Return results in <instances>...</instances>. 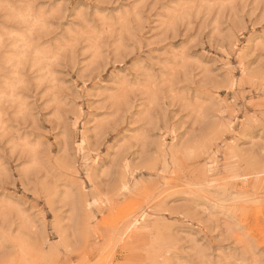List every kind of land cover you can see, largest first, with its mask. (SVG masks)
<instances>
[{"label":"clouds","instance_id":"obj_1","mask_svg":"<svg viewBox=\"0 0 264 264\" xmlns=\"http://www.w3.org/2000/svg\"><path fill=\"white\" fill-rule=\"evenodd\" d=\"M55 2L0 0V180L5 159L26 160L24 171L30 174L51 166V145L44 142L50 133H40L35 114L38 100L69 129L86 115L91 134L95 99L87 85L97 70L117 65L108 82L99 84L102 106L115 112L114 119L136 109L154 126L166 123L161 119L166 110L179 106L187 114V138L180 144L174 140L165 155L171 154L174 165L204 159L196 171L189 167L181 173L177 190L192 205L207 203L196 212H179L158 202L126 264H264V239L257 243L232 228L209 227L218 219L216 207L239 202L231 183L237 167L256 175L264 192V40L251 51L238 39L249 23L264 26V0H180V13L175 0H84L72 19L71 0L59 7ZM160 5L165 7L153 16ZM184 26H199L201 34L213 31L221 50L228 47V58L217 62L215 73L191 58L189 48L160 46ZM253 57L255 65L249 63ZM223 89L234 94L231 101L219 98ZM253 130L259 137L245 146L242 134ZM77 139L69 131L60 147L73 164L79 160L90 171L103 145L86 148ZM181 223L189 227L178 228Z\"/></svg>","mask_w":264,"mask_h":264},{"label":"rangeland","instance_id":"obj_2","mask_svg":"<svg viewBox=\"0 0 264 264\" xmlns=\"http://www.w3.org/2000/svg\"><path fill=\"white\" fill-rule=\"evenodd\" d=\"M62 2L56 0L53 7H59ZM83 4L84 0H71L67 7L68 18H74ZM175 4V11L180 13V0H175ZM164 7L160 5L152 15L156 16ZM168 10H173L172 6H168ZM67 22L65 20V24ZM148 27L151 28V24ZM238 39L241 46L254 51L258 42L264 40V26L249 23L247 31ZM221 44L219 37L214 38L213 31L201 34L199 26L191 30L184 26L175 39L169 38L160 46L189 48L191 58L215 73L217 62L228 58L225 56L228 47L225 45L221 50ZM230 62L235 65L234 55ZM257 62V57H253L249 63L255 65ZM113 67L119 66L109 65L97 70L93 82L87 85L95 99L96 120L92 122L91 134L86 131V115L69 129L59 123L54 110H45L46 102L38 100L35 114L40 133H50L44 142L51 145V166L38 174H30L24 171L26 160L17 157L3 161L0 261L4 264H126L134 257L141 229L155 215L151 209L158 202L179 212H196L207 207L204 200L190 204L177 190L181 173H186L189 167L196 171L204 164V159L194 158L191 165L180 160L174 165L171 154L165 155L167 146L174 140L180 144L187 138V114L182 113L179 106L173 107L161 117L166 123L155 126L151 119L138 115L136 109L127 116L114 119L115 112L102 106L99 87L108 82ZM239 75L237 72L236 76ZM233 95L226 89L218 93L221 100L227 101H231ZM212 98V94L207 97ZM84 112L87 113V108ZM67 119L72 121L74 117ZM69 131H75L77 143L84 141L86 148H95L97 143L103 145L101 159L90 171L84 169L79 160L73 164L61 149L60 144L65 143L64 137ZM40 133L36 134V139L40 138ZM259 134V130L245 132L241 143L246 146ZM259 154L257 148L256 155ZM231 183L236 189L233 195L239 202L216 207L213 215L218 219L209 227L224 231L232 228L238 237L259 243L264 239L261 182L256 175L241 172L237 167ZM177 227L187 229L189 226L181 223Z\"/></svg>","mask_w":264,"mask_h":264},{"label":"bare ground","instance_id":"obj_3","mask_svg":"<svg viewBox=\"0 0 264 264\" xmlns=\"http://www.w3.org/2000/svg\"><path fill=\"white\" fill-rule=\"evenodd\" d=\"M142 219H144V218H142ZM142 219H141V220H142ZM133 225H135V224H133ZM133 225H132V226H133ZM137 225H138V224H137ZM139 225H140V224H139ZM119 227H120V226H119ZM138 227H139V226H138ZM136 228H137V226H136ZM137 229H138V228H137ZM131 233H132V232H131ZM115 236H116V235H115ZM109 240H110V239H109Z\"/></svg>","mask_w":264,"mask_h":264}]
</instances>
